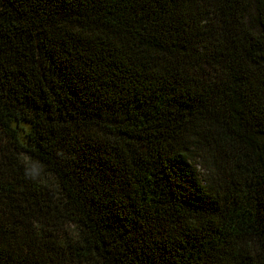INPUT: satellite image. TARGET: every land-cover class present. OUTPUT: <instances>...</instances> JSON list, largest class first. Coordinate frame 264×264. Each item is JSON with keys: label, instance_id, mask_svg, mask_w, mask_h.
Returning <instances> with one entry per match:
<instances>
[{"label": "trees", "instance_id": "16d2710c", "mask_svg": "<svg viewBox=\"0 0 264 264\" xmlns=\"http://www.w3.org/2000/svg\"><path fill=\"white\" fill-rule=\"evenodd\" d=\"M0 264H264V0H0Z\"/></svg>", "mask_w": 264, "mask_h": 264}, {"label": "rangeland", "instance_id": "374dc122", "mask_svg": "<svg viewBox=\"0 0 264 264\" xmlns=\"http://www.w3.org/2000/svg\"><path fill=\"white\" fill-rule=\"evenodd\" d=\"M197 169L200 170L199 172H200L201 174H203L204 171H203L201 165H197ZM204 174H206V172H204Z\"/></svg>", "mask_w": 264, "mask_h": 264}]
</instances>
